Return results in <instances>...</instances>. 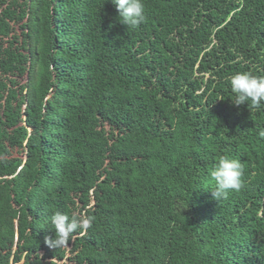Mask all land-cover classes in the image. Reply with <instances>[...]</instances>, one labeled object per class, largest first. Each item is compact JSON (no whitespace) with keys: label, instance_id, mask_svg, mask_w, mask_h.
<instances>
[{"label":"trees","instance_id":"obj_1","mask_svg":"<svg viewBox=\"0 0 264 264\" xmlns=\"http://www.w3.org/2000/svg\"><path fill=\"white\" fill-rule=\"evenodd\" d=\"M0 0V264H264V0ZM207 75V77H206ZM244 165L220 201L210 171ZM55 210L91 217L62 248Z\"/></svg>","mask_w":264,"mask_h":264},{"label":"clouds","instance_id":"obj_2","mask_svg":"<svg viewBox=\"0 0 264 264\" xmlns=\"http://www.w3.org/2000/svg\"><path fill=\"white\" fill-rule=\"evenodd\" d=\"M112 3L119 13V20L127 25V28L135 29L145 22V0H112ZM230 86L234 94L232 102L236 106L251 102L259 108L264 101V76L237 71L230 76ZM258 135L264 138V128L259 130ZM243 175L244 165L240 159L221 155L210 171V177L214 181V187L210 188L212 197L220 201L227 198L230 191H240L243 187ZM50 221L55 230V237H45V243L57 249L68 245L77 230L86 231L92 226L91 217H70L60 210L53 211Z\"/></svg>","mask_w":264,"mask_h":264},{"label":"rangeland","instance_id":"obj_3","mask_svg":"<svg viewBox=\"0 0 264 264\" xmlns=\"http://www.w3.org/2000/svg\"><path fill=\"white\" fill-rule=\"evenodd\" d=\"M206 77H207V75H206Z\"/></svg>","mask_w":264,"mask_h":264}]
</instances>
